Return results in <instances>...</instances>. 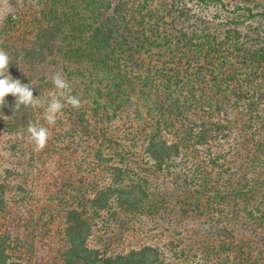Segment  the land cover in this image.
<instances>
[{
  "label": "trees",
  "instance_id": "16d2710c",
  "mask_svg": "<svg viewBox=\"0 0 264 264\" xmlns=\"http://www.w3.org/2000/svg\"><path fill=\"white\" fill-rule=\"evenodd\" d=\"M0 6V264H264V0Z\"/></svg>",
  "mask_w": 264,
  "mask_h": 264
},
{
  "label": "clouds",
  "instance_id": "9594fccd",
  "mask_svg": "<svg viewBox=\"0 0 264 264\" xmlns=\"http://www.w3.org/2000/svg\"><path fill=\"white\" fill-rule=\"evenodd\" d=\"M11 62L8 54L0 50V107L7 104L5 97L9 94L15 98L14 102L17 106H40L46 104L45 119L51 125L55 123L57 113L64 107L61 97L65 98L73 107L79 106V99L69 94L70 86L60 73H55L52 76V83L57 91L51 94V98H45L43 101L35 99L37 95H33V90L29 86L32 84L29 82L22 83L20 79L14 78L9 73V64ZM28 131L30 133V138L34 141L36 146L43 147L48 136V129L30 125Z\"/></svg>",
  "mask_w": 264,
  "mask_h": 264
},
{
  "label": "rangeland",
  "instance_id": "374dc122",
  "mask_svg": "<svg viewBox=\"0 0 264 264\" xmlns=\"http://www.w3.org/2000/svg\"><path fill=\"white\" fill-rule=\"evenodd\" d=\"M223 1L227 2L228 0H223ZM4 2H5V0H0V5H2ZM229 2H232L233 4H235V3L238 2V0H229ZM252 23H253V25H257L258 24V22H257V20L255 18H253ZM263 27H264V25H263Z\"/></svg>",
  "mask_w": 264,
  "mask_h": 264
}]
</instances>
